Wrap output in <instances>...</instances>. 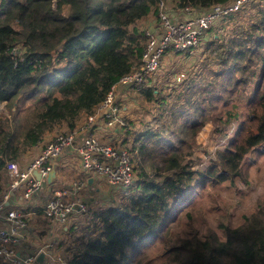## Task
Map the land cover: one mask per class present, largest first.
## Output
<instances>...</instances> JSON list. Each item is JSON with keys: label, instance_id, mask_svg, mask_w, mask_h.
I'll list each match as a JSON object with an SVG mask.
<instances>
[{"label": "trees", "instance_id": "trees-1", "mask_svg": "<svg viewBox=\"0 0 264 264\" xmlns=\"http://www.w3.org/2000/svg\"><path fill=\"white\" fill-rule=\"evenodd\" d=\"M159 1L1 0L0 104L8 115L0 112V190L8 161L85 124L111 86L141 65L137 23ZM171 1L172 11H203L230 0ZM241 10L208 29L200 73L161 95L152 91L156 74L138 91L154 109L128 130L133 181L111 205L62 228L65 264H264V192L249 210L238 208L254 185L248 164L264 160V0ZM207 122L226 141L198 168L195 137ZM225 188L234 201L218 198ZM32 209L30 222L41 226L47 219Z\"/></svg>", "mask_w": 264, "mask_h": 264}, {"label": "built area", "instance_id": "built-area-1", "mask_svg": "<svg viewBox=\"0 0 264 264\" xmlns=\"http://www.w3.org/2000/svg\"><path fill=\"white\" fill-rule=\"evenodd\" d=\"M255 1L230 0L208 10L185 7L173 10L175 13L166 1H159L154 20L139 27L145 39L141 65L111 86L85 126L80 130H58L33 148L34 153L27 162L20 158L6 163L7 185L0 190V264H65L57 248L58 241L51 234L47 233L48 239L39 241L36 223L30 222L37 211L28 209L39 207L42 217L51 221L49 224L65 228L81 222L89 214L86 193L90 178L105 182L115 190L128 187L133 181L132 153L124 141L127 120L118 94L124 97L122 89L140 91L152 86L151 78L161 71L167 56L174 53L186 56L198 51L209 28ZM81 130L87 133L80 135ZM68 161H76L79 171L86 176L63 183L60 171ZM53 167L56 178L48 183L46 179ZM47 191L49 195L42 197ZM40 252L44 253L42 263L37 262Z\"/></svg>", "mask_w": 264, "mask_h": 264}, {"label": "rangeland", "instance_id": "rangeland-1", "mask_svg": "<svg viewBox=\"0 0 264 264\" xmlns=\"http://www.w3.org/2000/svg\"><path fill=\"white\" fill-rule=\"evenodd\" d=\"M164 1L167 2V4L169 5V8L170 6L172 7L171 0H164ZM157 12L150 14L148 17L143 19L140 23L138 22L137 23L138 27L143 28L144 26L151 23V21H153L154 18L157 16ZM221 23H222L221 20L218 21L214 27L218 26ZM207 35H208V30L206 31L204 35V40L200 44L199 48H197L198 51H194L193 53H187L186 56L185 55L181 57L174 56V59H173L174 61H172L171 58H165L166 63H164L163 65V68H162L163 70L161 69V72L157 73L156 75L159 79L153 82L154 85L156 86L158 85L156 89L155 88L152 89L153 92H159L160 95L167 94L172 85L174 84L177 85L185 77H190L189 74H191L192 76L194 72L200 73V69L196 70V67L198 63L201 62L200 54L204 51L206 47L207 42L205 39ZM125 94H126V99L123 100L122 103L125 104L123 106L125 107L124 112H125L128 128H126L124 132V140L127 142L128 147H129L130 142H131V134H129L128 130L131 126V120L132 121L136 120L135 118H138V116H140L141 114L142 116L145 114L144 116L147 118V120H149V118L151 117L150 110L154 107V102L152 101L147 102L140 94H138V91L127 90L125 91ZM146 108H149L148 113H144ZM0 112L8 115V112L5 109L4 103L0 104ZM225 141H226L225 135L216 133L213 130V123L207 122L204 125V127L200 130V132L197 134V136L195 137V148H194L193 158H194L196 166L198 168H202L206 166L209 163L210 153L214 152L215 150L219 148H222V146L225 144ZM33 153H34V149H31L28 153L24 154L21 158L25 160V162H27L31 158ZM257 157L258 158L255 159L256 161L254 164H248V165H251L250 168H252L251 175L254 180L253 182L254 185H252L248 189V192L245 195V198L243 200V205L238 206V208H241L240 212L249 210L253 200L259 194V192H264V186H263L264 184L263 183L264 181V160L262 159V157H259V156ZM259 165L261 167L257 169ZM68 170L69 168L66 166V167H62L60 171V180L65 184L70 183L74 179L73 177L74 170L72 169H70V171ZM96 182H97V187L99 189V191L97 192V195L96 196L93 195L94 194V190H93L91 192L92 196L86 199L90 205L91 211L94 209H97L100 206L111 205L114 201V198L116 197L118 199L119 196L117 195L120 194L118 190H115V188H112L107 183L102 182V181L101 182L96 181ZM4 184L7 185V181ZM47 193L48 191L45 193H42V197L46 198L49 195ZM233 193L234 191L232 189L229 190L225 188V189H220L218 191L217 196L220 200L229 202V201L235 200ZM244 194L245 193L241 194V196H243ZM202 203L204 204L207 203V198H204L202 202H200V204L204 206ZM234 205L235 204L232 203V206ZM210 211L214 212V211H221V210L214 208V209H211ZM49 222H51L49 219L46 222H44L41 225L43 228H41V226H36V229L39 233L40 242H43L44 240L48 239L47 233H49V235L51 234V238H55L56 241H59V239L62 238L61 235L63 233L62 231L63 227H60L56 224H49Z\"/></svg>", "mask_w": 264, "mask_h": 264}, {"label": "crops", "instance_id": "crops-1", "mask_svg": "<svg viewBox=\"0 0 264 264\" xmlns=\"http://www.w3.org/2000/svg\"><path fill=\"white\" fill-rule=\"evenodd\" d=\"M176 14H178V13H176ZM181 16V15H180ZM126 99V95L124 96V97H121V99L119 100V103L123 106V105H125V104H123L122 103V101L123 100H125ZM125 108V107H124ZM87 123V122H86ZM83 126H85V124H81L78 128H83ZM77 128V129H78ZM78 130H80V129H78ZM87 132H85L84 130H81L80 131V135H85ZM68 152V151H67ZM67 154V158L69 159V157H68V153H66ZM72 154H70V156H71ZM73 164H75V165H73ZM68 168H69V170L68 171H70V169H72V170H74V173H73V177H74V179L76 178V177H83V176H86V174L85 173H83V172H80L79 171V164H77L76 163V161H68ZM71 167V168H70ZM73 179V180H74ZM94 190V196H96L97 195V192L99 191V189H98V187H97V182H95L94 181V179L92 180V181H89L88 182V192L86 193V196L87 197H90V196H92V191Z\"/></svg>", "mask_w": 264, "mask_h": 264}, {"label": "water", "instance_id": "water-1", "mask_svg": "<svg viewBox=\"0 0 264 264\" xmlns=\"http://www.w3.org/2000/svg\"><path fill=\"white\" fill-rule=\"evenodd\" d=\"M38 176V174H36ZM56 178V172H55V169L54 167L52 168V170L48 173V176H47V182H52L54 179ZM89 181H92L91 178L88 180ZM43 257H44V253L43 252H40L37 256V262L38 263H42L43 261Z\"/></svg>", "mask_w": 264, "mask_h": 264}]
</instances>
